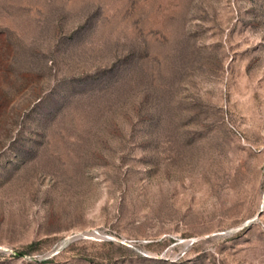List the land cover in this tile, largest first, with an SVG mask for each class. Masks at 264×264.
<instances>
[{"label": "rangeland", "instance_id": "1", "mask_svg": "<svg viewBox=\"0 0 264 264\" xmlns=\"http://www.w3.org/2000/svg\"><path fill=\"white\" fill-rule=\"evenodd\" d=\"M0 264H264V0H0Z\"/></svg>", "mask_w": 264, "mask_h": 264}, {"label": "water", "instance_id": "2", "mask_svg": "<svg viewBox=\"0 0 264 264\" xmlns=\"http://www.w3.org/2000/svg\"><path fill=\"white\" fill-rule=\"evenodd\" d=\"M18 256H21L22 254L21 253H17Z\"/></svg>", "mask_w": 264, "mask_h": 264}]
</instances>
